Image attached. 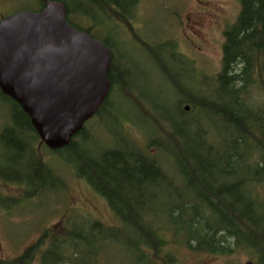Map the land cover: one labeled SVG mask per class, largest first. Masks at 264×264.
Masks as SVG:
<instances>
[{"label":"trees","instance_id":"obj_1","mask_svg":"<svg viewBox=\"0 0 264 264\" xmlns=\"http://www.w3.org/2000/svg\"><path fill=\"white\" fill-rule=\"evenodd\" d=\"M52 1L66 6L69 19L71 10L68 4L63 0ZM239 1L241 12L225 33L222 71L213 78L214 87L199 95L196 90H187L184 83L177 90V120L169 118L162 122L168 129L159 124V134L166 136L175 149L151 142L148 145H157L158 149L157 154H152L139 150L127 139L124 150L101 151L99 148L96 150L98 156H95L92 155L96 154L95 150L94 153L88 149L83 151L87 141L84 138L85 124L86 127L71 139L67 147L51 151L41 142L29 117L18 104L2 95L1 99L13 107L14 130L22 135L21 142L8 134L2 143L9 154H14L3 165L6 180L17 178L19 184L37 193L47 190L51 182L62 189L63 183L52 174L41 157L35 158L34 143L26 140L38 142L56 155L69 153L78 161L72 164L75 175L107 202L120 226L109 229L99 223L88 225L74 218L70 222L71 233L66 237L47 232L43 237L45 243L40 240L20 258L0 264H32L45 247L41 255L43 264H96V249H109L119 244L134 251L133 264H181L169 252L171 244L163 233L168 227L176 231L175 235L171 234L173 242L183 243L184 248L220 255L249 250L257 257V264H264V198L260 192L261 188L264 189V102L254 105L248 99L251 90L264 94V0ZM91 2L99 13L101 8L106 12L105 9L113 6L124 10L129 7L128 14H121L129 22L130 12L136 8L138 0ZM80 13V17L87 16ZM70 21L71 18L68 23L79 31L90 36L93 34V26L85 29ZM104 26L109 27L106 23ZM104 45L112 52L108 43ZM172 51L176 54L175 49ZM118 74L121 78L125 75L116 70L112 55L108 76L111 91L93 118L98 119L103 112L111 115L108 109L112 106L110 99L115 87L123 89ZM114 95L122 96V93ZM187 107L189 111H186ZM205 123L211 125H205L208 128L204 129ZM20 124L22 130L17 128ZM160 155L166 162L169 160V169L165 168L164 162H159L160 158L163 160ZM21 168V175H18ZM163 189L167 191L168 200L172 199L169 192L177 198L166 211L171 224L167 222L165 225L157 224L152 219L153 214L146 216L155 210L154 203ZM98 234L99 239L91 238V235ZM90 243L94 245V252L85 256L82 246L90 247Z\"/></svg>","mask_w":264,"mask_h":264},{"label":"rangeland","instance_id":"obj_2","mask_svg":"<svg viewBox=\"0 0 264 264\" xmlns=\"http://www.w3.org/2000/svg\"><path fill=\"white\" fill-rule=\"evenodd\" d=\"M26 1L28 2L0 0V21L29 7ZM63 1L70 7L71 21L85 29L93 26L91 36L103 44H109L116 70L125 73L122 78L118 74L123 89L121 91L119 86H116L115 93H122V96L112 94V106L108 109L111 115L103 112V117L93 118L86 123L84 138L87 141L83 144V151L88 149L93 152L99 148L101 151L124 150L127 139L139 150L152 154H157L158 149L157 145H148L151 142L175 149L166 136L159 134L160 125L169 118L177 120V90L183 87L184 83L187 90H196L199 95L206 94L207 89V93L210 92L214 87L212 80L222 71L225 33L238 19L241 12L240 1L139 0L128 18L131 25L120 14H112L111 11L106 14L103 12V16L91 0ZM77 8L87 16L80 17L81 13ZM70 18L67 16L68 20ZM103 21L109 26L108 29ZM193 23H196L197 27H193ZM174 49L176 54L172 51ZM248 99L254 105L261 104L264 102V94L251 90ZM11 108L10 103L0 98V130L10 124ZM162 125L168 129L165 124ZM205 125L211 124L205 123L203 126ZM191 131L194 137V128ZM216 131L218 132L217 129ZM26 141L34 143L33 153L37 156L35 158L41 157L64 186L61 189L59 185L51 182L50 187L40 193L32 192L24 184H21L22 187L15 186L10 181H7L8 185L1 186L2 193L8 196L6 201L10 207L3 209L0 206V262L6 263L20 258L23 252L40 240L45 243L43 237L47 232L66 237L71 233L70 222L74 218L88 225L99 223L104 228H119L120 223L107 202L83 179L75 175L72 164L78 161L74 156L69 153L56 155L38 142L30 139ZM2 143L0 166L6 165L8 159L14 155L9 154ZM95 153L92 155L98 156V151ZM85 156L87 157L86 153ZM159 162H164L165 168L169 169V160L166 162L163 157ZM260 192L264 198V189L261 188ZM171 193L169 192L172 199L168 200L165 196L166 189L160 190L154 203L155 210L146 213L148 217L153 214L152 219L157 224L170 223L166 211L177 199ZM175 232L170 227L163 229L171 244L169 252L171 251L181 264H257V257L249 250H236L230 255H220L184 248L183 243L177 240L176 243L173 242L171 234L175 235ZM100 237V234L91 235L92 239ZM89 246H82L85 256L94 252V245L90 243ZM46 248L37 254L32 264H43L41 255ZM96 253V264L134 262V251L126 245L119 244L109 249L99 248Z\"/></svg>","mask_w":264,"mask_h":264},{"label":"water","instance_id":"obj_3","mask_svg":"<svg viewBox=\"0 0 264 264\" xmlns=\"http://www.w3.org/2000/svg\"><path fill=\"white\" fill-rule=\"evenodd\" d=\"M67 16L62 2L51 1L40 13L0 21V90L51 151L67 147L111 91L110 50Z\"/></svg>","mask_w":264,"mask_h":264},{"label":"flooded vegetation","instance_id":"obj_4","mask_svg":"<svg viewBox=\"0 0 264 264\" xmlns=\"http://www.w3.org/2000/svg\"><path fill=\"white\" fill-rule=\"evenodd\" d=\"M52 0H28V2H27V5L29 6V7H27V8H24V10H22V11H20V12H18V13H21V12H30V13H34V14H37V13H40L45 7H46V5L49 3V2H51ZM139 1V0H138ZM34 4H36L37 6L36 7H33V5ZM134 5V4H133ZM105 11L106 12H104V8H101L100 9V12L101 13H108V11H111L112 12V14H114V13H117L118 15L120 14H128L129 13V7H128V10H124V9H122V8H119V7H117V6H113L112 7V9H109V10H107V9H105ZM15 14H17V13H15ZM11 15H13V14H11ZM11 15H9V16H11ZM8 16V17H9ZM6 18V17H5ZM3 19V18H2ZM193 27H197V25H196V23H193ZM2 95H3V93L1 92V90H0V98H2ZM12 110H13V107L11 108V110H10V112L12 113ZM11 120H10V124L8 125V126H6L5 128L3 127V129H1L0 130V132H1V135H0V143L1 142H3V141H6V138H7V135L9 134V135H11V136H13V137H15L19 142H21L22 141V135L21 134H19L18 133V131H15L14 130V127H13V125L15 126V123L12 121V116H11V118H10ZM31 123V122H30ZM17 128L18 129H20V130H22V126H21V124L20 125H18L17 126ZM9 131H11V132H9ZM28 131V126H27V129H26V132ZM21 133V132H20ZM27 136V135H26ZM28 136H31V135H28ZM28 142V141H27ZM3 166V165H2ZM0 166V206H1V208H3V209H5L6 207H7V205H8V203H7V201H6V199H7V195L5 196L3 193H2V191H1V186L4 184V185H8L7 184V180H6V178H5V176H6V174H5V166ZM20 166V165H19ZM17 173H18V175H21V169H19L18 171H17ZM12 177V176H11ZM10 182L13 184V185H15V186H19V187H22V185H21V183L19 184L18 182H17V178H10ZM9 199H11V198H9ZM15 199L16 200H18V198L17 197H15ZM20 199V198H19ZM7 209V208H6Z\"/></svg>","mask_w":264,"mask_h":264}]
</instances>
